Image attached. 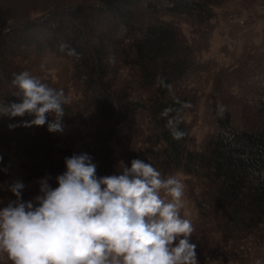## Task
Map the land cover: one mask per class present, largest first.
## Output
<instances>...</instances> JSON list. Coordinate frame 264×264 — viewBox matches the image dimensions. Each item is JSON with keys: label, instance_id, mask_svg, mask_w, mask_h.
<instances>
[{"label": "trees", "instance_id": "obj_1", "mask_svg": "<svg viewBox=\"0 0 264 264\" xmlns=\"http://www.w3.org/2000/svg\"><path fill=\"white\" fill-rule=\"evenodd\" d=\"M220 1L0 0V103L21 102L14 74L29 72L20 58H34L40 71L29 73L65 93L64 132L98 113L87 152L98 177L118 174L120 161L130 168L134 159L165 177L182 173L199 264H264V246L251 236L264 224V32L259 44L245 43L234 69L215 75L208 99L213 131L201 148L192 146L185 119L189 94L178 89L206 73L197 53L209 47ZM178 21L190 26L191 38ZM48 59L69 61V84L44 74ZM31 119L0 116V208L12 201V182L51 177L57 187L65 158L80 154L47 124L9 129ZM211 208L226 214L213 229L205 218ZM0 264L11 262L3 257Z\"/></svg>", "mask_w": 264, "mask_h": 264}, {"label": "clouds", "instance_id": "obj_2", "mask_svg": "<svg viewBox=\"0 0 264 264\" xmlns=\"http://www.w3.org/2000/svg\"><path fill=\"white\" fill-rule=\"evenodd\" d=\"M12 83L21 102L0 103V116L33 119L10 130L47 124L50 133L64 132L62 89L27 71L14 74ZM65 165L57 187L51 177L39 181L34 200H23L22 181L7 186L16 199L0 208V257L11 264H199L178 176L134 159L130 168L120 161L118 174L98 177L87 153L65 158Z\"/></svg>", "mask_w": 264, "mask_h": 264}, {"label": "rangeland", "instance_id": "obj_3", "mask_svg": "<svg viewBox=\"0 0 264 264\" xmlns=\"http://www.w3.org/2000/svg\"><path fill=\"white\" fill-rule=\"evenodd\" d=\"M216 9L217 19L214 30L211 29L209 47L198 51V69L206 73L203 76H189L178 85L180 92L189 94L190 105L185 113V119L191 126L192 146L201 148L208 135L213 131L210 119L211 109L209 97L212 91L213 79L222 67L234 69L243 54L245 43L259 44L264 32V0H223ZM170 19V18H166ZM178 27L182 34L191 38V28L184 21H178ZM22 57V56H21ZM19 62L29 70L30 73L38 75V62L31 58ZM43 72L58 85H66L70 82V63L67 59H48L43 64ZM196 87V88H195ZM86 124L74 125L64 132L63 141L66 145L75 146L80 153L89 152L94 146V135L99 128V115L97 112L90 113ZM176 176L184 184V197H190L189 188L185 184V176L178 173ZM186 189V191H185ZM196 190V186L192 188ZM11 193L6 191V195ZM31 200L38 195L36 192L28 194ZM8 197V196H7ZM187 202L184 201L182 215L185 216ZM226 214L219 209L211 208L206 213L208 227H217ZM251 236L264 246V224L258 230H254ZM246 242H243V246ZM249 244V243H248ZM248 247V245L246 246ZM3 257H0L2 259Z\"/></svg>", "mask_w": 264, "mask_h": 264}, {"label": "crops", "instance_id": "obj_4", "mask_svg": "<svg viewBox=\"0 0 264 264\" xmlns=\"http://www.w3.org/2000/svg\"><path fill=\"white\" fill-rule=\"evenodd\" d=\"M24 185H25V188H24V191L22 193V198L25 202L31 200V198L28 195L29 193L36 192L39 195V192H40V184L39 183H37L35 185H27L24 183ZM7 196L9 199H12V200L16 199L12 193H8Z\"/></svg>", "mask_w": 264, "mask_h": 264}]
</instances>
